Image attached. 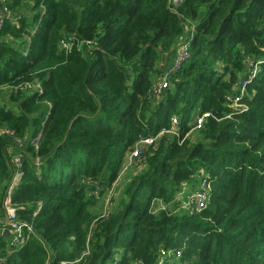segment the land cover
Returning <instances> with one entry per match:
<instances>
[{
	"label": "trees",
	"instance_id": "obj_1",
	"mask_svg": "<svg viewBox=\"0 0 264 264\" xmlns=\"http://www.w3.org/2000/svg\"><path fill=\"white\" fill-rule=\"evenodd\" d=\"M5 5L0 221L15 153L10 204L34 233L20 247L0 234V264H264V0ZM197 111L209 113L198 128ZM173 117L115 210L92 216L96 186Z\"/></svg>",
	"mask_w": 264,
	"mask_h": 264
},
{
	"label": "built area",
	"instance_id": "obj_2",
	"mask_svg": "<svg viewBox=\"0 0 264 264\" xmlns=\"http://www.w3.org/2000/svg\"><path fill=\"white\" fill-rule=\"evenodd\" d=\"M8 0H0V12L3 14L2 16L0 15V29L2 25L4 24V19L5 18H11L12 13L7 9L6 3ZM181 49L179 50V54L174 56V60L172 63V66L178 67L181 62H183L187 57H188V50L189 48L185 45L180 47ZM166 83H162L160 88L157 89L156 93L161 94L160 91L165 89ZM237 100L233 102L234 107H238L237 105ZM209 113H205L200 115L199 113L196 114L195 117H193V122L195 124V127H200L203 124V121L205 118L208 117ZM177 119V118H176ZM173 119V123L177 124V120ZM3 133L6 135H12V132L9 130H1ZM168 130H163L161 132L166 133ZM173 133V131H171ZM167 134V133H166ZM164 135V134H163ZM161 136V135H157ZM157 137H147V138H142L138 140V143L136 144L135 148L130 152L129 156L131 155V159L133 158H138L140 150L142 147H149L153 146L155 144V140ZM36 144V143H35ZM129 156L127 158H129ZM130 159V160H131ZM15 167H16V172L13 177V180L11 182V185L9 189L7 190V198L4 202V210H5V218L3 221H0V234L3 235V233H6V231L9 232V246L10 247H20L26 241L33 235L34 231L32 229V226L29 224H23L20 223L15 219V210L13 207H11L10 204V194L13 189V187L18 183V181L21 178V171H20V160L17 159V161H14ZM208 192H209V187L205 183H201L200 187L196 189L192 197L190 198L192 201V205L198 209H204L207 205V200H208ZM177 255H179L178 252H176Z\"/></svg>",
	"mask_w": 264,
	"mask_h": 264
},
{
	"label": "rangeland",
	"instance_id": "obj_3",
	"mask_svg": "<svg viewBox=\"0 0 264 264\" xmlns=\"http://www.w3.org/2000/svg\"><path fill=\"white\" fill-rule=\"evenodd\" d=\"M218 65L219 64L217 63L215 66H218ZM197 113L198 111L194 113V117L196 116ZM173 119H176V118L173 117L171 119V128H169L170 131H167L166 132L167 134H166V133L161 132L162 131L161 129L158 132V135H163V134L168 135L172 131L173 127L174 128L178 127V122L177 124L173 123ZM193 129H194V126H193ZM149 137H157V135H152ZM16 142H17L16 143L17 145H21L19 140H16ZM34 143H36V140L34 141ZM128 154L129 152L127 153L126 157L128 156ZM11 156H13L12 159L14 161H17L18 154L16 155L15 153H11ZM130 159H131V155L129 156L127 160L122 161L120 171L117 175V178L114 180L111 186H102L101 184L96 186L97 190H102L104 187L105 188L101 195L96 196V198H94V205H92L90 209L91 215L94 216L95 218L105 217L109 213H111V211L113 212L115 208L119 205L121 198L124 197V194L126 193L125 190L127 189V186L129 184V178L131 175H134L135 170L138 168L135 164L137 161L136 158H133L131 160ZM15 164L17 163L16 162L13 163L14 166ZM142 169H143V166L139 168L137 172H140ZM160 254H162L163 256L167 255V257H171V255L178 256L176 252H172L169 249L161 250Z\"/></svg>",
	"mask_w": 264,
	"mask_h": 264
},
{
	"label": "water",
	"instance_id": "obj_4",
	"mask_svg": "<svg viewBox=\"0 0 264 264\" xmlns=\"http://www.w3.org/2000/svg\"><path fill=\"white\" fill-rule=\"evenodd\" d=\"M0 15L2 16L3 14L0 12ZM3 236H4L5 238H9V232L6 231V233H3Z\"/></svg>",
	"mask_w": 264,
	"mask_h": 264
},
{
	"label": "crops",
	"instance_id": "obj_5",
	"mask_svg": "<svg viewBox=\"0 0 264 264\" xmlns=\"http://www.w3.org/2000/svg\"><path fill=\"white\" fill-rule=\"evenodd\" d=\"M9 239V238H8Z\"/></svg>",
	"mask_w": 264,
	"mask_h": 264
}]
</instances>
